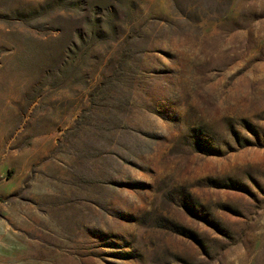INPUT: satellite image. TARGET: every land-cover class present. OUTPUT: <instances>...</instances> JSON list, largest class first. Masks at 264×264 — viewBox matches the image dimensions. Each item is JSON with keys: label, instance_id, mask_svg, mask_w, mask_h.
Masks as SVG:
<instances>
[{"label": "rangeland", "instance_id": "1", "mask_svg": "<svg viewBox=\"0 0 264 264\" xmlns=\"http://www.w3.org/2000/svg\"><path fill=\"white\" fill-rule=\"evenodd\" d=\"M0 264H264V0H0Z\"/></svg>", "mask_w": 264, "mask_h": 264}]
</instances>
